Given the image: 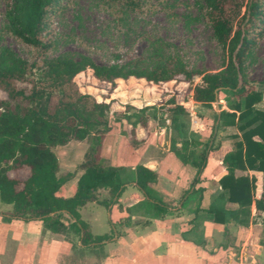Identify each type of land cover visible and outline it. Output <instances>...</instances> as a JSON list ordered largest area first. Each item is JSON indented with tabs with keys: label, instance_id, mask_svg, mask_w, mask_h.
Instances as JSON below:
<instances>
[{
	"label": "trees",
	"instance_id": "16d2710c",
	"mask_svg": "<svg viewBox=\"0 0 264 264\" xmlns=\"http://www.w3.org/2000/svg\"><path fill=\"white\" fill-rule=\"evenodd\" d=\"M3 1L6 32L36 49L40 63H27L9 50H0V90L5 94V98L0 99V203L9 206L8 210L0 212L1 221H40L42 229L55 236L73 234L79 241L76 254L89 249L96 258L100 257L95 248L108 236L92 235L78 209L86 202L95 201L98 190L107 192L106 206L112 204L121 208L118 197L124 184L118 173L120 167L102 164L98 152L99 140L109 130L110 103L97 101L87 91H79L73 80L75 75L89 70L94 80L108 85L109 89L116 88L119 80L129 76L154 85L180 75L188 82L190 99L200 104L218 100L222 92L229 93L232 102L228 109H220L215 118L216 129L235 128L226 149L220 150L221 146L212 141L215 137L212 132L204 142L183 136V119L189 113L184 100L178 103L172 95L164 93L157 118L168 121L164 127L168 151L180 163L195 169L191 185L204 181L202 173L208 160H215L222 167L214 176L218 192L202 207L203 189L198 188V206L194 212L202 210L226 232L228 224L246 227L253 206L255 215L264 224V111L255 106L261 99L260 92L243 81L246 57L264 37V0H198V14L225 54L223 68L211 74H198L187 68L179 57L170 54H158L156 62L143 73L131 71L128 63L95 64L49 57L54 42L51 24L63 0ZM148 2L104 1L115 21H119L125 11H142ZM30 69L35 77L25 92L15 83ZM195 75L199 76V81L191 85ZM127 109L111 113L115 120L127 119ZM144 122V118L138 119L139 124ZM133 129L134 124H130L128 134L132 145L138 142ZM87 137V148L76 166L79 174L74 190L69 197L59 196L60 186L76 171L58 174L52 148ZM198 145H201L199 149ZM133 173L134 186L157 212L164 213L166 207L151 191L156 183V172L137 163ZM62 215L69 218L67 224L61 220Z\"/></svg>",
	"mask_w": 264,
	"mask_h": 264
},
{
	"label": "rangeland",
	"instance_id": "374dc122",
	"mask_svg": "<svg viewBox=\"0 0 264 264\" xmlns=\"http://www.w3.org/2000/svg\"><path fill=\"white\" fill-rule=\"evenodd\" d=\"M104 1L63 0L60 11L53 18L51 24L54 42L47 56L69 58L74 61H90L95 64H110L114 61L119 64L128 63V68L136 73L149 70L156 62L158 54L161 56L175 55L183 61L187 68L198 74H211L223 68L225 54L213 39L208 25L198 14V0H149L142 11H125L119 21L113 19L105 8ZM3 13L4 1L0 0V50H9L20 60L27 63L36 61L39 65L37 50L24 45L6 32ZM34 77L33 69L27 70L23 79L16 82L15 86L23 88L27 92ZM73 80L79 91H87L94 95L97 101L110 103L107 124L109 128L114 127V129L115 123L120 120L125 121L126 124L135 125L139 118L148 120L150 126H156V128L165 126L168 121L157 118L159 114L157 108L161 104L164 93L172 95L178 103H182L184 100L189 107L191 106L190 101H192L188 82L180 75L175 76L173 80L154 85L147 84L142 78L129 76L125 80H119L114 89H109L108 85L104 86L94 80L89 70L75 75ZM198 81L199 76H193L191 85ZM243 81L246 86L260 92L261 99L255 106L264 111V37L257 42L246 57ZM4 98L5 94L0 90V99ZM232 99L229 93L222 92L218 96V108H216L215 101L211 102V105L193 106L192 104L193 114L189 112L183 119V136L204 142L209 140L210 133L214 131L215 137L212 141L221 146L220 150L226 149L231 141L230 135L236 132L235 128L223 126L216 129L214 117L221 107L224 110L228 109ZM124 107L128 108L129 118L115 120L111 112ZM191 119H194L195 122ZM102 139L99 140L98 150L101 148ZM88 142L89 137L82 141L71 140L68 146L75 147L79 152L80 148L86 147ZM200 147L201 145H198L197 149ZM57 154L61 157L62 150H57ZM70 156V161L76 158V150ZM100 162L107 164L103 159H100ZM66 167L68 166L61 162L59 174H63ZM215 174L216 171L213 167H206L202 176L207 180L202 184H193V188L200 185L206 187L205 202L211 201L219 190L213 177ZM137 194L140 195L139 192ZM97 195L98 198H102L101 192H98ZM205 202L201 203L202 207L206 206ZM5 208L0 205V210ZM84 212L99 213L103 230L106 234L110 233L106 210L101 204L93 208L88 207ZM115 215L114 212L111 218L112 230L115 231V235L113 233L112 235L114 238H118L122 234L115 222ZM203 216L206 219V215ZM250 222L259 223V225H255V237L258 239L257 242L263 245L264 251V226L260 218H256V216L251 217ZM234 232L239 233L237 230ZM3 236L1 231L0 246ZM69 236L72 237V241H75V236L71 234ZM223 241L224 238L221 234L215 231L204 240L207 249L210 251L213 249L214 253L230 250L231 247L224 250ZM242 242L239 238L233 244L237 254L242 251ZM262 256H264V252ZM25 261L27 262L25 264H38L34 258ZM260 262L264 264V258H261ZM106 264L114 263L108 261ZM221 264L228 263L225 261ZM245 264L251 263L246 259Z\"/></svg>",
	"mask_w": 264,
	"mask_h": 264
},
{
	"label": "crops",
	"instance_id": "0c3cea01",
	"mask_svg": "<svg viewBox=\"0 0 264 264\" xmlns=\"http://www.w3.org/2000/svg\"><path fill=\"white\" fill-rule=\"evenodd\" d=\"M190 103L189 112L191 114H193L192 104L193 106L202 105L193 101ZM216 115L217 113L214 120ZM191 121L195 122L194 119ZM149 123L145 120L144 124L134 125V137L138 141L134 145L129 141L130 124L122 120L115 123V129L110 127L103 136L99 157L107 164L120 167L118 173L124 188L118 197L121 208L112 204L106 206L107 192L98 190L95 193V201L86 202L78 209L80 218L87 223L92 235L108 236L99 242L101 245L99 248H95L96 252L100 253L99 258H96L89 249H83L80 255L76 254V246L79 245L76 237L75 241H72L71 236H55L43 230L40 221L3 222L0 220V233L2 231L4 235L0 246V264H25V260L32 258L38 264H106L108 261L114 264H221L225 261L228 264H245L246 259L251 264H261L260 259L264 258L262 256L263 245L257 242L258 239L255 237V225L259 223L250 222L242 228L228 224L224 232L223 226L212 222L208 214L202 210L194 212L198 206V188L203 189L202 203L205 202L206 187L200 185L193 188L190 182L195 169L180 163L168 151L165 142V126L156 128V126H150ZM70 141L52 148L57 159L58 174L61 162L68 166L64 173L74 171L87 148V146L80 148L77 152L75 147L68 146ZM59 149L62 150L61 157L57 154ZM75 150L76 158L70 161V155ZM137 163L156 172V183L151 187V191L153 196L166 207L164 213L157 212L134 186L133 167ZM206 167H213L216 174L222 169L215 160H208L204 170ZM78 174L79 171L74 172L73 176L60 186L57 192L59 196L69 197L72 194ZM206 180L204 177V181ZM184 191L186 192L181 197ZM98 192H101L102 198H98ZM209 202L207 200L206 205ZM100 203L106 210L111 235L103 230L99 213L84 212L86 208H93ZM0 205L6 207L0 212L9 209L7 205L2 203ZM114 212L116 213L115 222L122 234L118 238L113 237L115 231L112 230L111 218ZM250 213L251 217L256 216L253 206L250 208ZM203 215H206V219ZM61 220L65 224L69 222L66 215H62ZM262 225L264 226L263 223ZM233 230H237L240 235ZM213 231L219 232L224 238L222 243L224 250L231 247L230 250L214 253L213 249L212 251L207 249L204 240ZM239 238L243 241L242 251L237 254L233 244Z\"/></svg>",
	"mask_w": 264,
	"mask_h": 264
},
{
	"label": "water",
	"instance_id": "95a60500",
	"mask_svg": "<svg viewBox=\"0 0 264 264\" xmlns=\"http://www.w3.org/2000/svg\"><path fill=\"white\" fill-rule=\"evenodd\" d=\"M216 108H218V106H216ZM218 112H219V110H218ZM218 112H217V114H218ZM215 124H216V120H215ZM213 133H214V131L212 132V135H213ZM208 145H209V143H208Z\"/></svg>",
	"mask_w": 264,
	"mask_h": 264
},
{
	"label": "built area",
	"instance_id": "2783aa9c",
	"mask_svg": "<svg viewBox=\"0 0 264 264\" xmlns=\"http://www.w3.org/2000/svg\"><path fill=\"white\" fill-rule=\"evenodd\" d=\"M217 104H218V103H217V100H215V105L217 106Z\"/></svg>",
	"mask_w": 264,
	"mask_h": 264
}]
</instances>
